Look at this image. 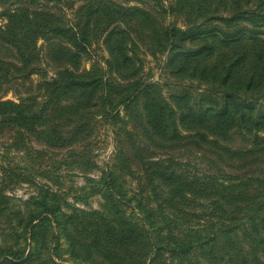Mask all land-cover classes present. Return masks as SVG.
Masks as SVG:
<instances>
[{"label":"trees","instance_id":"obj_1","mask_svg":"<svg viewBox=\"0 0 264 264\" xmlns=\"http://www.w3.org/2000/svg\"><path fill=\"white\" fill-rule=\"evenodd\" d=\"M56 1L0 0V4L7 3L1 13L4 23L0 25V47L11 49L20 62L17 69L28 74L35 72L40 57L36 44L45 37L51 41L46 56L60 67L43 83L45 96L40 104L27 97L19 102L0 100V125L14 122L22 129L48 125L44 134L56 139L64 134L62 128L71 124L73 134L82 132L88 124L87 114L95 106V103L91 105L95 93L105 86L111 89L102 74L93 69L80 70L82 57L91 43L104 35L109 66L116 78H135L138 59L127 48L128 29L143 38V44L152 48V55H167L164 64L174 76L196 81L195 85L211 93L199 98L196 109L188 104L187 93L170 97L174 108L160 96L150 99L147 93L142 118L151 135L165 142L192 139L194 144L199 143L198 147L212 146L234 161L264 155V111L255 107L264 99V39L252 30L264 27V0H171L167 8L163 0H149L157 17L163 19L170 11L184 15L185 29L170 26L163 20L164 24H158V18L154 21L136 5L125 8L122 1L111 0H80L74 22L66 24L50 5ZM128 1L146 4L145 0L125 3ZM220 12L224 15H218ZM212 20L222 22L226 30L204 25ZM244 22L251 28L238 26ZM186 42L197 46L184 48ZM181 48L184 50L178 51ZM8 65L3 63L0 67L4 80ZM153 87L128 81L126 89L132 91L118 105L128 107L131 97L141 91L152 92ZM96 99V107L102 112H115L117 104L107 96ZM62 119L71 122L61 123ZM53 123V134H49ZM181 130L186 134L182 135ZM236 131L253 138L249 148L229 149L220 145L219 140ZM146 165L148 174L162 183L159 188L150 181L157 208L139 201L136 206L143 214L136 223L130 219L117 220L102 212L98 216L100 222L87 238L92 247L86 248L87 252L102 254L104 241L99 231L102 224L116 229L110 239L119 245L118 251L106 255L107 264H159L162 260L156 257L163 254L176 264H264V175H227L219 169L217 174L190 175L162 162L149 161ZM113 188L109 182L108 194L103 196L106 211L117 208L111 195ZM158 190L165 194H158ZM194 204L201 209L199 213L191 215L178 208H193ZM55 207L43 195L26 203L25 214L13 208L15 222H9L6 229L12 230L16 238L6 244L0 242V264L31 260V243L37 246L36 222H41L47 213L53 215ZM5 208V197L0 193V214ZM175 212L185 219L195 218V223L187 221L178 225L179 215ZM68 221L75 225L71 217ZM18 237L24 242L23 248L18 245ZM54 239L57 242L56 236ZM50 264L56 263L50 261Z\"/></svg>","mask_w":264,"mask_h":264},{"label":"rangeland","instance_id":"obj_2","mask_svg":"<svg viewBox=\"0 0 264 264\" xmlns=\"http://www.w3.org/2000/svg\"><path fill=\"white\" fill-rule=\"evenodd\" d=\"M111 1L115 3L122 1V7L125 8L136 5L144 15L154 21L158 18V24L169 23L170 26L186 28L184 15L170 11L163 19L157 17V12L149 0H145L146 4H137L133 1L125 3L126 0ZM80 3V0H58L50 5L54 7L53 10L56 9L57 16L64 18V22L68 24L74 22L76 10H80L77 9ZM162 3L167 8L171 0H163ZM4 5L7 3L0 4V25L4 23L1 14ZM218 15L224 14L220 12ZM198 20L196 18L194 21ZM198 23L200 25L201 22ZM204 25H214L226 30L225 25L216 20ZM238 26L251 28L247 22ZM120 27L125 26L120 24ZM252 30L258 31L260 37L264 39V27L252 28ZM127 31L129 36L126 40L127 48L133 50L138 59L135 61V69L138 71L135 78L131 80L116 78L109 66L110 57L103 42L104 35L91 43L82 57L80 67V70H95L109 82L111 89H108V86L102 87L95 95L96 97L105 95L117 104L115 112H118V116H114L115 112H102L101 108L96 107L98 101L95 97L91 102V105L95 103V106L90 108L87 114V127L78 134L72 133L73 124L68 128H62L61 131H64V134L57 139L52 138V135L44 134L48 125L45 127L33 125L26 129L20 128L14 122L0 125V193L5 197L6 207L0 214L1 244L12 242L16 238L12 230L6 229L9 222H15L13 208L25 214L26 203L32 201L33 197L39 200L43 195L51 204H56L53 215L47 213L41 222H36L34 240L37 246L34 242L31 243L33 257L29 262L22 264H50V261L56 264L75 262L107 264L106 255L109 251L119 250V245L110 239L112 232L114 233L116 229L112 227V230L109 225H100L99 231L104 241V244L102 241V254L94 252L90 254L86 251V248H92L87 238L91 236L96 223L100 222L98 216L102 212L117 220L130 219L131 222L136 223L138 217L143 214L136 206L139 201L148 207L157 208V202L151 194L150 181L160 186L159 188L162 183L148 174L146 164L149 161L170 164L171 167L190 175L195 172L217 174V169L227 175L241 173L264 175V155H257L249 160L234 161L223 157L222 152L212 146L198 147L199 143L194 144L192 139L165 142L149 133L142 118V108L147 93L150 94V99L162 97L173 108L174 102L170 100V97L187 93L188 104L194 109L199 105V98L202 95H211V93L203 89V86L195 85L196 81L174 76L164 64L166 54L152 55L150 51L152 48L143 44V38H140V35H135L128 29ZM141 31L145 30L141 28ZM50 42L49 37L37 41L36 46L40 50V57L32 74L19 71L17 68L20 62L13 56L11 49L7 46L0 47V67L3 63L10 64L6 67L8 76L5 80L4 72L0 68V100L19 102L20 99L27 97L38 104L44 101L43 83L49 81V77L60 68L46 56ZM195 46L197 45L190 42L184 43V48ZM132 80L136 81V85L152 84L154 86L152 92L137 93L136 97H131L128 107L118 105L119 101L125 99L132 91V88L126 89L128 81ZM217 100L220 101V98L218 97ZM255 107L258 111H264V99ZM69 118L68 116L66 119ZM63 121L71 122L62 119L61 123ZM176 123H178L177 120ZM54 124L51 125L49 134H53ZM181 134L186 133L181 130ZM252 140L251 136L236 131L219 142L220 145L229 149H246L250 147ZM262 147H264L263 144ZM109 182L113 183L111 195L114 197L113 202L117 208L106 211L103 196L107 192ZM161 191L158 190V194H165ZM178 208L191 215L201 211L196 204L193 208L191 206ZM167 211H169L168 208H166ZM175 215H179L178 225L187 221L195 223V218L185 219L182 218L181 213L177 212ZM68 217H71L74 226L69 224ZM54 236L57 237V242ZM18 245L21 248L24 247V242L19 237ZM156 260H162L159 264L177 263L170 262L167 254L156 257Z\"/></svg>","mask_w":264,"mask_h":264}]
</instances>
